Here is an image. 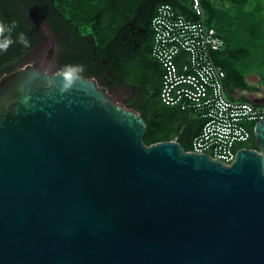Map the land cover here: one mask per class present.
Returning <instances> with one entry per match:
<instances>
[{
	"label": "water",
	"instance_id": "95a60500",
	"mask_svg": "<svg viewBox=\"0 0 264 264\" xmlns=\"http://www.w3.org/2000/svg\"><path fill=\"white\" fill-rule=\"evenodd\" d=\"M54 52L0 77V264H264V118L229 165L147 146L93 78L44 72Z\"/></svg>",
	"mask_w": 264,
	"mask_h": 264
},
{
	"label": "trees",
	"instance_id": "16d2710c",
	"mask_svg": "<svg viewBox=\"0 0 264 264\" xmlns=\"http://www.w3.org/2000/svg\"><path fill=\"white\" fill-rule=\"evenodd\" d=\"M163 4H169L181 15L190 11V0H0V74L17 69L27 53L44 41L35 19L46 24L55 35L59 70H74L86 78L99 74L106 57L107 41L115 36L121 38L122 33L128 31V23L137 18V12L141 20L136 24L147 32L146 50L158 61L152 55L150 22ZM201 4L206 22L224 41V47L213 58L225 71V86L250 89L246 81L249 74H257L260 84L264 85V0H201ZM22 34L27 44L21 42ZM161 74L158 89L149 101L150 116H144L146 132L143 142L148 146L176 137V141L189 151L190 141L199 133L202 120L160 101ZM157 103L174 116L176 112L181 115L173 121L171 131L158 136L151 134L147 138L148 129H159L151 117ZM254 124H248L251 139L239 147L257 149L252 133Z\"/></svg>",
	"mask_w": 264,
	"mask_h": 264
},
{
	"label": "built area",
	"instance_id": "2783aa9c",
	"mask_svg": "<svg viewBox=\"0 0 264 264\" xmlns=\"http://www.w3.org/2000/svg\"><path fill=\"white\" fill-rule=\"evenodd\" d=\"M150 26L152 55L164 68L160 101L202 120L189 151L229 165L243 149L238 145L251 139L248 124L264 118V87L247 98L225 86V71L213 58L224 41L206 22L201 0H190L183 15L169 4L159 6Z\"/></svg>",
	"mask_w": 264,
	"mask_h": 264
},
{
	"label": "flooded vegetation",
	"instance_id": "af4514ba",
	"mask_svg": "<svg viewBox=\"0 0 264 264\" xmlns=\"http://www.w3.org/2000/svg\"><path fill=\"white\" fill-rule=\"evenodd\" d=\"M136 16L126 27L129 32L122 33L121 38L116 39L115 36L107 41L101 73L91 74L89 78H93L115 103L137 112L144 119V116H150L149 101L158 89L161 73L162 85L164 68L147 52V32L137 26L136 21L141 19L138 12ZM246 81L251 88L241 89V93L247 98H253L255 87H264L257 74H249Z\"/></svg>",
	"mask_w": 264,
	"mask_h": 264
},
{
	"label": "rangeland",
	"instance_id": "374dc122",
	"mask_svg": "<svg viewBox=\"0 0 264 264\" xmlns=\"http://www.w3.org/2000/svg\"><path fill=\"white\" fill-rule=\"evenodd\" d=\"M42 33H43V39L44 41L36 46H34L28 53L27 55L24 57V59L22 60V62L17 66V68L23 67L25 65H31V64H37L38 63V58L40 55V52L44 51V49L46 48L48 41H49V34L55 44V52H54V62L50 63L47 67H45L44 72L48 73V74H53L56 71H59V61H58V47H57V42L55 41V35H53L49 29L48 26L46 24L43 23V25L39 24ZM39 67L42 69L44 64H45V60L43 58L40 59L39 61ZM101 73V72H100ZM99 73V74H100ZM4 74H0V77H2ZM112 95H115L114 93H112ZM159 103L156 104L155 106V111L151 113V117H152V122L159 127V129H157V131L155 130V128L153 127V130L148 129L147 131V135L146 137L148 138L149 136H151V134L153 135H164L166 134V132L171 131L172 128L174 127V122L176 118H178V116H180V112H176V116H174L172 113L168 112V110H165L164 108H162L160 105H158ZM146 118H149V116H147ZM148 125L150 126V124L148 123ZM158 134V135H157Z\"/></svg>",
	"mask_w": 264,
	"mask_h": 264
},
{
	"label": "clouds",
	"instance_id": "9594fccd",
	"mask_svg": "<svg viewBox=\"0 0 264 264\" xmlns=\"http://www.w3.org/2000/svg\"><path fill=\"white\" fill-rule=\"evenodd\" d=\"M13 23H14V22H13ZM20 40H21V42L24 43V44H27V43H28L27 39L23 36V34L20 36Z\"/></svg>",
	"mask_w": 264,
	"mask_h": 264
},
{
	"label": "crops",
	"instance_id": "0c3cea01",
	"mask_svg": "<svg viewBox=\"0 0 264 264\" xmlns=\"http://www.w3.org/2000/svg\"><path fill=\"white\" fill-rule=\"evenodd\" d=\"M177 138L175 137L173 140H176Z\"/></svg>",
	"mask_w": 264,
	"mask_h": 264
}]
</instances>
